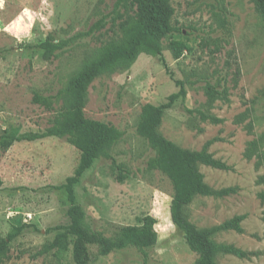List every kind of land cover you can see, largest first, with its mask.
<instances>
[{"label": "rangeland", "instance_id": "rangeland-1", "mask_svg": "<svg viewBox=\"0 0 264 264\" xmlns=\"http://www.w3.org/2000/svg\"><path fill=\"white\" fill-rule=\"evenodd\" d=\"M112 3L2 0L0 132L9 127L40 131L49 125L60 100L46 108L32 101L34 91L54 95L100 46L119 34L110 22L89 31ZM171 5L172 24L182 32L162 39L165 65L157 56L142 52L126 68L102 73L89 84L85 116L110 123L122 134L109 149L115 162L94 159L74 185L75 201L92 231L110 236L120 226L135 224L137 217L150 214L157 219V240L146 256L134 247L100 255L96 245H89V262L194 264L198 256L170 220L171 183L160 171L147 168L154 151L136 131L142 105L164 102L178 90L177 79L186 94L164 110L159 131L192 150L216 138L208 151L231 167L199 164L210 187L232 190L222 196L196 195L185 214L198 227L242 215L241 231L222 229L213 239L252 254L240 257L220 252L215 260L218 264H264V20L253 0H171ZM48 33L65 43L55 56L45 59L38 43ZM171 38L183 40L190 50L174 58L168 48ZM205 81H219L226 98L209 105L203 92ZM197 110L223 120L216 124L202 120ZM258 137L259 148L247 158V142ZM79 157L77 148L57 136L16 141L0 153V236L11 224H27L11 242L2 264H73L71 236L63 247L41 251L59 231L55 227L70 222L69 201L60 184L73 175ZM119 170L127 174L123 181L115 177Z\"/></svg>", "mask_w": 264, "mask_h": 264}, {"label": "trees", "instance_id": "trees-1", "mask_svg": "<svg viewBox=\"0 0 264 264\" xmlns=\"http://www.w3.org/2000/svg\"><path fill=\"white\" fill-rule=\"evenodd\" d=\"M256 9L264 20V0H253ZM174 8L171 0H113L111 9L98 18L89 27V31L104 27L110 22V27H117L119 34L100 46L89 60L70 76L67 84L54 95H44L34 91L32 101L51 108L52 103L60 100V108L50 120L47 127L40 131H19L9 127L0 132V153L10 148L16 141H34L51 136L64 137L80 152L79 162L73 175L68 176L60 184L66 191L69 201L67 214L69 224L57 226L53 240L43 245L41 252L63 247L68 236L72 237L73 264H90L89 245H96L100 255L134 247L147 255V249L154 246L157 232L154 225L157 219L150 214L137 217V223L120 226L110 236L92 231L84 222V211L76 203L74 185L79 181L83 172L89 168L94 159L109 158L114 163L109 149L121 137V131L110 123L91 119L85 116L84 107L89 84L98 75L112 72L118 67L126 68L136 57L144 52L157 56L165 65L162 55V39L171 36L174 31L181 29L172 24ZM223 18V17H221ZM224 23V19H221ZM65 41L57 39L48 33L43 41L38 43L42 57L49 59L55 56ZM174 58H179L190 47L181 39L171 38L168 42ZM239 74V68L236 69ZM234 84L237 77L233 79ZM178 90L167 95L160 104L145 103L142 105L136 126L137 133L146 140L154 151L146 166L164 174L172 186V196L169 203V214L172 223L183 233L188 248L197 253L194 264H218L215 260L217 253H231L246 257L252 252L241 250L232 244L217 243L213 235L222 229L241 231L240 221L243 216L223 221L211 227H198L185 214V207L196 195L222 196L232 188L214 189L204 180L199 170V164L209 165L220 169H230L224 161L215 158L208 151L209 145L216 138L207 140L200 149L184 148L166 138L160 131L164 110L169 108L177 98H184L186 91L182 81L175 80ZM203 92L206 101L211 105L215 100L226 98V89L219 82L205 81ZM202 120L220 123L223 119L206 111L197 110ZM260 137L247 142L244 155L251 158L259 148ZM118 166V165H117ZM123 181L127 174L119 170L115 176ZM264 178V177H263ZM2 180L0 178V185ZM27 224H11L4 236H0V264L8 257L11 242L22 234ZM36 229V227H33ZM38 230V229H36Z\"/></svg>", "mask_w": 264, "mask_h": 264}, {"label": "clouds", "instance_id": "clouds-1", "mask_svg": "<svg viewBox=\"0 0 264 264\" xmlns=\"http://www.w3.org/2000/svg\"><path fill=\"white\" fill-rule=\"evenodd\" d=\"M0 4H2V0H0Z\"/></svg>", "mask_w": 264, "mask_h": 264}, {"label": "built area", "instance_id": "built-area-1", "mask_svg": "<svg viewBox=\"0 0 264 264\" xmlns=\"http://www.w3.org/2000/svg\"><path fill=\"white\" fill-rule=\"evenodd\" d=\"M28 216H30V214Z\"/></svg>", "mask_w": 264, "mask_h": 264}]
</instances>
